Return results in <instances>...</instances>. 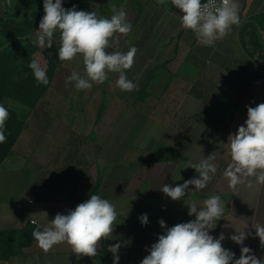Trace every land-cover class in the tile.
Wrapping results in <instances>:
<instances>
[{
    "label": "crops",
    "instance_id": "crops-1",
    "mask_svg": "<svg viewBox=\"0 0 264 264\" xmlns=\"http://www.w3.org/2000/svg\"><path fill=\"white\" fill-rule=\"evenodd\" d=\"M235 2L240 24L205 46L182 27V13L171 0H62L65 9L108 19L113 6L125 10L132 29L115 34L119 48L106 51L138 49L125 70L138 90L121 91L117 73L89 90L64 80L56 97L24 110L25 127L0 168V232H8L0 235V264H113L108 247L116 243L119 264H141L164 233L159 220L167 227L194 220L188 206L201 208L212 195L225 207L209 234L223 233L222 246L238 259L241 245L230 236L251 233L243 246L264 259L252 226L264 225V184L248 177L252 187L245 182L233 190L223 175L231 162L229 134L244 124L246 106L264 103V0ZM59 36L54 34V43L60 44ZM63 67L67 75L83 76L85 70L79 54ZM211 154L217 172L204 189L190 185L177 201L160 190L198 177L188 166ZM93 194L108 199L117 213L112 236L99 243L97 255L79 257L66 242L45 253L33 231ZM141 214H147V225ZM9 244L13 252L4 254Z\"/></svg>",
    "mask_w": 264,
    "mask_h": 264
},
{
    "label": "clouds",
    "instance_id": "clouds-1",
    "mask_svg": "<svg viewBox=\"0 0 264 264\" xmlns=\"http://www.w3.org/2000/svg\"><path fill=\"white\" fill-rule=\"evenodd\" d=\"M157 3L165 5L167 0H157ZM171 4L182 13V27L195 33L197 40L205 46H213L228 35L233 25L240 24L235 0H206L204 3L201 0H171ZM43 9L45 15L36 31L39 46L51 48L54 34L59 32V60L71 61L78 54L83 58V76L72 71L65 79L66 86L74 84L77 90H89L93 83L103 84L109 73H117L116 84L121 91L130 93L138 90V85L125 73L131 69L138 49L133 46L127 52L106 51L119 48L120 40L115 34L127 35L132 29L125 10H117L113 6L114 14L108 19L98 17L95 12L78 11L75 6L65 9L62 0H44ZM28 68L37 86L49 84L47 65L42 60L33 59ZM246 107L247 119L236 133L229 134L227 142L231 162L223 175L233 190L245 182L252 187V181H246L248 177H255L256 183L264 184V103ZM8 118L7 108L0 104V143L7 138L5 122ZM214 160L215 156L211 154L199 163L190 164L188 168L195 169L198 177L175 187L163 184L160 190L177 201L186 195L190 185L196 190L204 189L217 172L211 162ZM203 204L201 208L195 203L188 206V215H194L195 219L186 223L167 227L164 220H159L164 233L158 235L157 242L151 245L149 255L141 264H264V259H258L251 248L243 246L251 233L243 231L230 236L233 242L241 245L238 259L235 253L222 246L223 233L218 238L209 234L214 228L213 222L219 221L224 213L225 206L220 196L212 195ZM116 219L115 206L108 199L93 194L74 210H68L67 214L57 213L49 227L42 231L34 230L32 236L45 253L54 245L66 242L77 256L95 257L99 243L112 236ZM139 220L142 225L149 223L147 214H141ZM252 226L264 247V225L257 223ZM120 248V243L108 247L113 254V264H119Z\"/></svg>",
    "mask_w": 264,
    "mask_h": 264
},
{
    "label": "rangeland",
    "instance_id": "rangeland-1",
    "mask_svg": "<svg viewBox=\"0 0 264 264\" xmlns=\"http://www.w3.org/2000/svg\"><path fill=\"white\" fill-rule=\"evenodd\" d=\"M44 0H0V21L11 30L0 33V104L7 108L5 136L0 143V168L13 152L25 127L24 110L34 109L41 100L56 97L59 83L64 82L63 61L58 58L59 44L39 46L37 33L43 17ZM33 59L47 65L49 84L39 85L28 68Z\"/></svg>",
    "mask_w": 264,
    "mask_h": 264
},
{
    "label": "trees",
    "instance_id": "trees-1",
    "mask_svg": "<svg viewBox=\"0 0 264 264\" xmlns=\"http://www.w3.org/2000/svg\"><path fill=\"white\" fill-rule=\"evenodd\" d=\"M9 30H11V27L8 26L4 20H1V21H0V33L6 32V31H9ZM1 234H6V235H7L8 232H7V231H5V232L1 231V232H0V235H1ZM9 238H10V236H9ZM17 251H18V252H21L22 250L19 249V250H17ZM7 252H13V251L11 250L10 244H9V247H7V249L3 251L4 254L7 253Z\"/></svg>",
    "mask_w": 264,
    "mask_h": 264
},
{
    "label": "built area",
    "instance_id": "built-area-1",
    "mask_svg": "<svg viewBox=\"0 0 264 264\" xmlns=\"http://www.w3.org/2000/svg\"><path fill=\"white\" fill-rule=\"evenodd\" d=\"M202 3L206 2V0H201ZM217 2H219V0H217Z\"/></svg>",
    "mask_w": 264,
    "mask_h": 264
}]
</instances>
